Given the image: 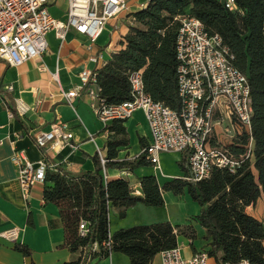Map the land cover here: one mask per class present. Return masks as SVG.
Instances as JSON below:
<instances>
[{
    "label": "trees",
    "instance_id": "16d2710c",
    "mask_svg": "<svg viewBox=\"0 0 264 264\" xmlns=\"http://www.w3.org/2000/svg\"><path fill=\"white\" fill-rule=\"evenodd\" d=\"M235 1L237 9L229 11L219 0H147L139 9L126 14L129 22L117 40V48L94 71L100 96L107 103L129 98L128 75L141 69L145 91L154 100L177 109V16L188 12L197 17L208 32L222 37L234 56L232 63L247 78L252 106V161H246L234 172L213 168L207 178L199 181L173 177L161 186L155 176L145 175L140 177L141 194H136L125 178H104L103 168L133 169L150 163L141 153L130 161L116 159L118 147L126 144V132L122 121H112L114 125L105 127L112 133L106 139L103 165L95 153L92 171L73 174L57 167L45 173L43 197L58 206L64 229L61 245L77 252L74 259L60 264H89L92 258H103L114 251L125 254L130 264H150L156 253L177 245L178 234L193 239L195 229L191 225L174 227L169 221L109 230L111 207L117 208L119 217H124L128 207L136 203L160 206L163 190L179 194L184 187L200 205L195 219L205 229V239H209L207 252L216 264L240 258L264 264V220L245 211L264 192V0ZM246 141L243 135L229 145L230 151L236 155L243 153ZM178 165L186 175L185 156L178 160ZM81 220L88 226L85 235L78 230ZM94 242L97 246L93 249ZM14 247L23 254L30 253L21 244Z\"/></svg>",
    "mask_w": 264,
    "mask_h": 264
},
{
    "label": "built area",
    "instance_id": "2783aa9c",
    "mask_svg": "<svg viewBox=\"0 0 264 264\" xmlns=\"http://www.w3.org/2000/svg\"><path fill=\"white\" fill-rule=\"evenodd\" d=\"M50 1L0 0V59L9 65H17L40 56L46 49L45 37L49 31L61 40L68 30L73 29L93 43L109 19L128 9L130 0H67L63 19L50 13ZM219 1L229 11L237 9L235 0ZM177 19V109L154 100L145 91L141 69L129 73L130 97L120 102L104 101L95 71L87 68L78 73L80 84L63 91L62 96L70 103L74 97L84 95L103 124L124 121L133 111L141 110L148 125L149 138L140 153L156 166L163 152L184 154L188 172L182 178L199 181L207 178L213 168L234 172L246 161H252L250 87L245 74L232 63L234 56L218 33L208 32L202 21L188 12L180 14ZM90 59L97 61L96 55ZM5 88L10 90L12 87L8 85ZM220 134L226 135L229 142L221 143ZM242 135L247 141L243 153L236 155L230 151L229 145ZM33 138L45 153L49 148L64 144L76 148L65 123H52L47 130L35 131ZM99 157L103 165V156ZM10 159L16 166L17 181L24 197L33 185L43 183L48 169H57L45 158L32 161L16 149H13ZM78 230L80 235L88 232L86 221L79 222ZM18 232L17 226H11L0 231V237L14 242ZM96 246L94 242L92 248ZM159 253L161 264H210L206 249L185 257L177 244ZM222 264L257 263L240 258Z\"/></svg>",
    "mask_w": 264,
    "mask_h": 264
},
{
    "label": "crops",
    "instance_id": "0c3cea01",
    "mask_svg": "<svg viewBox=\"0 0 264 264\" xmlns=\"http://www.w3.org/2000/svg\"><path fill=\"white\" fill-rule=\"evenodd\" d=\"M146 1L129 3L126 13L139 9ZM51 6L59 7L61 11L52 13ZM66 8L67 0L49 2V11L56 18L63 19ZM126 13L109 19L93 43L73 29L68 30L61 40L53 31H49L45 37L46 49L40 56L17 65H9L0 59V231L11 226L19 228L14 242L0 237V264H60L77 256V252H71L61 245L64 229L59 209L55 203L44 199L43 183L33 185L24 197L10 155L16 149L29 160L45 158L73 174L94 169L92 155L106 154V139L112 132L105 127L114 124L112 121L106 124L100 122L84 95L74 97L68 103L62 92L80 84L78 73L81 69L95 70L110 58L111 52L117 48L119 36L126 31ZM92 55H96L97 61L90 59ZM8 85L12 87L10 90L5 88ZM52 123L66 124L76 148L64 144L49 148L45 153L36 145L33 133L49 129ZM121 123L126 132V144L118 147L116 159L130 161L140 154L142 145L148 141V125L141 110L133 111ZM219 138L223 144L229 142L224 134H220ZM182 156L185 155L180 154L178 159H172L163 152L159 155L157 166L148 163L133 169L104 168V178H125L134 193L141 194L139 183L142 176H155L159 186L170 178L183 177L185 173L178 165ZM162 198L163 204L156 208L136 203L127 208L124 217H119L117 208L111 207L109 224L112 217L120 218L114 222L115 230L118 226L123 227L127 217L133 219L135 224L169 221L174 227L190 220L195 229V238L178 234L177 244L185 248L188 256L201 249L207 250L209 239H205V229L195 219L199 207L189 199L185 189L180 194L163 190ZM15 244L27 247L30 253L23 254L14 247ZM89 264H130V260L125 254L114 251L103 258H92ZM150 264H161L160 253L153 256ZM210 264H216L213 257H210Z\"/></svg>",
    "mask_w": 264,
    "mask_h": 264
},
{
    "label": "rangeland",
    "instance_id": "374dc122",
    "mask_svg": "<svg viewBox=\"0 0 264 264\" xmlns=\"http://www.w3.org/2000/svg\"><path fill=\"white\" fill-rule=\"evenodd\" d=\"M134 1H136V0H130L129 2H128V5H129V3H132V2H134ZM51 12L52 13H55V14H58L61 10H59V7H55V6H51ZM123 12H127V10H124V11H122V12H120L118 15H122L123 14ZM127 14V13H126ZM125 17V16H124ZM123 18V17H122ZM124 21H126L125 23L127 24L128 22H129V18H124ZM217 129H219V128H217ZM243 136V135H242ZM242 136H239L238 138H237V140H239ZM166 155H168L170 158H172L173 159V157H175L176 159H178V155H180V153H169V152H166ZM252 170H253V173H254V175H255V179H257V173H256V169L254 168V166H252ZM184 189H185V192H186V195L189 197V199L192 201V202H194L198 207H199V211H200V205H199V203L197 202V201H195V200H193L192 198H191V196H190V194L188 193V191H187V188L186 187H184ZM173 193V192H172ZM180 194V193H179ZM151 207H153V208H156L157 206H151ZM245 209H246V211L248 212V213H250V214H254V215H256V216H258V217H260L262 220H264V192H261V194L258 196V198H257V200L255 201V203H252V204H249V205H247L246 207H245ZM118 219H120V218H114V217H112L111 218V220H110V224H109V229H110V231H114L115 229V221L116 220H118ZM123 219V218H122ZM189 220V219H188ZM135 223H134V221H133V219L131 220V218L130 217H127V218H125V220H124V223H123V227H128V226H132V225H134ZM198 224H199V226L201 227V225H200V223L198 222ZM183 225H191L192 226V223L190 222V220L189 221H186V223H184V224H179V226H183ZM193 227V226H192ZM117 228H119V226L117 227ZM181 235H183V234H181ZM184 236V235H183ZM186 237V236H185ZM195 238V237H194ZM198 241H199V239H197L196 240V242L198 243ZM199 244V243H198ZM181 254H182V256H187L188 257V255H187V253H186V250H185V248L184 247H182L181 248ZM190 256V255H189ZM209 262H210V260H209Z\"/></svg>",
    "mask_w": 264,
    "mask_h": 264
}]
</instances>
